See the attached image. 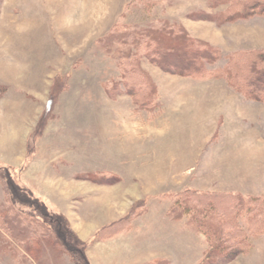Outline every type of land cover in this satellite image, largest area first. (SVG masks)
Masks as SVG:
<instances>
[{"label":"rangeland","instance_id":"1","mask_svg":"<svg viewBox=\"0 0 264 264\" xmlns=\"http://www.w3.org/2000/svg\"><path fill=\"white\" fill-rule=\"evenodd\" d=\"M215 1L0 0V212L24 227L11 231L15 239L0 224V245L16 246L0 248V264H73L26 240L42 211L65 218L90 264H201L211 240L173 206L177 195L264 200V99L246 98L223 75L172 74L149 58L154 108L126 93L112 98L104 86L117 74L115 47L127 46L110 36L159 19L217 47L222 58L210 69L237 51H264V16L220 22L229 0ZM92 173L111 174V183ZM16 183L25 188L20 196ZM260 218L226 231L230 243L242 237L247 247L215 264H264ZM112 223L113 235L104 229L94 239Z\"/></svg>","mask_w":264,"mask_h":264},{"label":"trees","instance_id":"2","mask_svg":"<svg viewBox=\"0 0 264 264\" xmlns=\"http://www.w3.org/2000/svg\"><path fill=\"white\" fill-rule=\"evenodd\" d=\"M227 1L216 0L214 6L226 4ZM152 5L153 3L149 2L148 9L153 7ZM219 14L220 22H230L253 14L264 16V0H229L225 12ZM159 20L160 23L157 24L152 23L149 26L135 27L121 33V35L114 33L113 37L110 36V39L114 42L119 41L125 43V45L127 44L126 47L117 46L113 51L117 56L114 63V70L117 74L113 78H108V82L104 85L110 97L117 98L126 93L140 107L154 108L156 106L157 86L150 73L143 66V61L149 58L150 61H148L151 64L164 72L172 74H218L220 77L223 75L230 85H234L246 98L252 100L264 99V51L240 50L229 54L226 62L224 61V65L210 69L222 56L217 47L190 35L180 22L170 23L165 19ZM128 25L130 28L131 25ZM132 61L135 64L134 68H130L131 66L128 64ZM91 175L95 176L96 174L92 173ZM105 175L98 174L97 177L92 178H95L96 182L111 183L108 179L112 175ZM90 176L88 175V178ZM15 186L13 185L16 196H20L18 194L20 189L25 190V188L18 183ZM21 193L23 192L21 191ZM227 199L233 201L230 207L231 210H228L229 208L226 206ZM33 201L42 210L45 209L44 202H40L37 197H34ZM174 203V207L185 208L184 213L189 211L190 219L211 240V251L205 252V258L201 264H215L220 258L225 256V259H227L230 255L232 256V254L245 249L247 239L239 237L230 243V237L226 235V231L233 233V229L237 230V222L246 216L249 222L264 217V200L259 196L247 198L230 193L188 189L180 192ZM200 204H204V206ZM231 213L233 214L230 216ZM9 216L6 210L1 211L0 224L8 231L9 237L14 236L17 239L15 235L10 234L11 231L20 234L23 232L24 227L17 223L15 225L14 220L9 219ZM31 224L35 226V229H30L31 234L26 240L31 238L30 241L36 247L42 246L44 242L52 250L67 254L73 264H90L89 258L85 254L86 244L77 240L62 215L52 212L45 214L42 211L40 218H33ZM115 224H109L107 228L102 227L93 236L94 239L99 240L105 236L113 235L112 230L118 228ZM104 229H107L108 233ZM101 231L102 233L106 232L107 235H105L106 233L102 234ZM2 236L7 239L4 234ZM17 241L20 242L21 240L18 238ZM4 244L6 245H0L1 251L5 248L16 253V246L10 242Z\"/></svg>","mask_w":264,"mask_h":264}]
</instances>
